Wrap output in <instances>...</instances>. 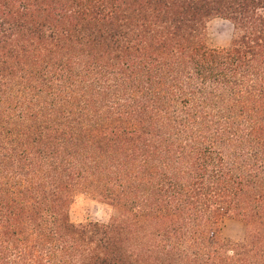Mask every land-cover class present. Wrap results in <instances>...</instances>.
I'll return each instance as SVG.
<instances>
[{"label": "trees", "instance_id": "trees-1", "mask_svg": "<svg viewBox=\"0 0 264 264\" xmlns=\"http://www.w3.org/2000/svg\"><path fill=\"white\" fill-rule=\"evenodd\" d=\"M0 264H264V0H0Z\"/></svg>", "mask_w": 264, "mask_h": 264}, {"label": "rangeland", "instance_id": "rangeland-1", "mask_svg": "<svg viewBox=\"0 0 264 264\" xmlns=\"http://www.w3.org/2000/svg\"><path fill=\"white\" fill-rule=\"evenodd\" d=\"M206 46L208 48H225L232 39V26L223 20L214 19L207 24ZM120 209L102 203L97 199L82 194L77 195L69 210L72 223H108L120 216ZM221 237L228 242H241L245 235V225L240 221L226 219L221 222Z\"/></svg>", "mask_w": 264, "mask_h": 264}]
</instances>
